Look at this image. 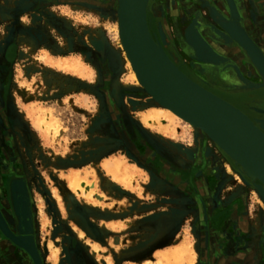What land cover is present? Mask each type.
<instances>
[{
    "label": "rangeland",
    "instance_id": "1",
    "mask_svg": "<svg viewBox=\"0 0 264 264\" xmlns=\"http://www.w3.org/2000/svg\"><path fill=\"white\" fill-rule=\"evenodd\" d=\"M198 1H150L147 19L162 44V32H171L178 14L195 11ZM210 1L233 14L238 0ZM241 1L249 15L264 10L263 0ZM115 4L0 0V135L12 131L18 166L5 187L12 199L15 180L26 184L42 263L170 264L162 255L180 248L182 264H264V204L237 168L184 120L142 122L160 107L130 79L112 30ZM209 20L224 24L213 14ZM189 27L177 24L184 40ZM183 44L187 52L194 47ZM76 61L87 68L82 74L71 67ZM41 111L56 119V132L40 131ZM107 161L129 171V185L106 171ZM72 172L86 181L81 195L69 187ZM172 246L155 260L157 249Z\"/></svg>",
    "mask_w": 264,
    "mask_h": 264
},
{
    "label": "water",
    "instance_id": "2",
    "mask_svg": "<svg viewBox=\"0 0 264 264\" xmlns=\"http://www.w3.org/2000/svg\"><path fill=\"white\" fill-rule=\"evenodd\" d=\"M150 1L115 0V13L118 4L120 33L132 64L148 91L143 90L148 96L147 101L153 103L149 96H154L162 105L208 133L224 139L248 156L258 170V182H252L237 169L235 171L240 174L244 184L257 192L264 204V118L251 117L234 104L236 98L241 99L242 96L248 99L264 96L263 50L243 27L220 24V28L226 33L225 43L227 46L233 44L240 50L239 62L247 69L245 74L238 66L232 65V76L236 83L227 87L220 86L233 94L231 102L209 90L206 83L200 84L192 80L179 69L174 62L173 53L150 31L147 19ZM237 5L244 15L242 1L238 0ZM227 9H230L229 6ZM233 30L240 33V36ZM195 45L196 51L192 57L197 62L218 65L225 61V58L210 47L203 51L197 43ZM251 76L258 78L259 81L257 83L250 81L248 77ZM18 229L21 231L20 226ZM0 230L6 231L1 222ZM26 231L24 234H33L30 227H27ZM6 234L8 235L7 231ZM14 242L17 244L16 239ZM262 247L264 250V244ZM30 254L33 264H37L35 262L37 258L31 252Z\"/></svg>",
    "mask_w": 264,
    "mask_h": 264
},
{
    "label": "flooded vegetation",
    "instance_id": "3",
    "mask_svg": "<svg viewBox=\"0 0 264 264\" xmlns=\"http://www.w3.org/2000/svg\"><path fill=\"white\" fill-rule=\"evenodd\" d=\"M264 1V0H263ZM197 9L195 11L186 13H180L179 18L176 19L173 24L171 32H167L166 30L162 32L163 37L166 42V47L170 52L173 53L174 56V62L179 67V69L184 72L188 77H190L192 80L198 82L201 84V82L206 83L209 87L208 89L212 92L220 95L221 97L233 102V94L227 92L226 90H222L221 87H224L219 80V78H213V73H216V70L209 71L207 69L203 68L205 67L204 64L197 62L192 56H194L196 51V45L194 47L192 46L186 52L184 50V43L189 44H195L194 37H192L195 32L200 35V37L205 41L207 44V47H210L215 53L220 55L221 57L225 58V61L218 66L220 67H227L232 72V65L240 66V57L241 55L238 52V49L234 45H229L225 43L226 39L224 36V32L220 27L215 25V23L211 22L209 19L211 17V14L214 15V17L224 23V25H236L243 27L245 31L248 33V35L256 42V36L253 34V30L249 27L248 23L246 22L247 14L243 16L242 18L241 11L239 10V7L237 4L234 5V13H228L225 9H222L220 4L213 3L210 0H199L197 4ZM202 7H205L204 10H202ZM174 8V7H173ZM258 8V7H257ZM255 8V10H257ZM253 10V11H255ZM203 12V13H202ZM248 12V11H247ZM173 13H175V10L173 9ZM172 13V14H173ZM249 13V12H248ZM254 12H252V16H254ZM249 15V14H248ZM149 17V16H148ZM160 22V20H159ZM180 22H185L187 26L189 27V40H184L178 32L177 24ZM150 31L156 39L160 40L156 33L154 32V24L153 20H151L150 24ZM234 33L235 30H233ZM226 45H225V44ZM257 43V42H256ZM192 51V52H191ZM202 70L205 73H200ZM209 74V75H207ZM232 86V85H231ZM227 87V86H225ZM246 100V106H244L241 103H234L237 107L242 109L244 112H246L251 117H257V118H264V114L262 113H252L253 111L250 110L251 107V101L254 102L253 98L251 99H245ZM0 112L1 109H0ZM254 112H264V111H254ZM2 130V127L0 125V132ZM9 137H13L12 131L9 129L7 130L5 136L2 138L0 135V212L5 221L8 222L10 226V230H13L14 234H24L27 233L26 228L30 227L32 229L33 227V221H32V208L30 205V200L28 196V190L26 187V184L23 181L15 180V182L12 185V199H10L8 192L6 191V182L7 177L9 175H13L14 172L17 171L18 166L15 161V155L13 153L12 144L9 140ZM2 142H5L6 146L2 144ZM21 185L23 186V189L21 188ZM15 190V191H14ZM11 205H10V201ZM5 201V205L3 203ZM13 212L11 213V211ZM4 213V214H3ZM5 215V216H4ZM16 216V217H15ZM16 220H15V218ZM20 226L21 231H19L18 227ZM42 261V260H41ZM0 264H33V261L31 260L30 256L19 248H17L13 242L8 239L3 232L0 230ZM43 264V263H42Z\"/></svg>",
    "mask_w": 264,
    "mask_h": 264
},
{
    "label": "bare ground",
    "instance_id": "4",
    "mask_svg": "<svg viewBox=\"0 0 264 264\" xmlns=\"http://www.w3.org/2000/svg\"><path fill=\"white\" fill-rule=\"evenodd\" d=\"M217 3H218V1H217ZM116 11H117V17H118V4H117ZM117 21L118 22L112 26V30L114 31L115 35L121 39V42H122L121 43L122 44L121 46H123V48L125 50L127 64H128V67H130V69H131L130 79L134 80L141 88H144L146 90L144 84L140 80V78H139V76H138V74H137V72H136V70H135V68H134V66L132 64V60L130 58V55L126 51L125 44H124L123 38H122L121 33H120L119 19H117ZM198 34H199V32H198ZM198 34L195 32V34H193L192 37H194L195 43L198 44V47H201V50L203 49V51H204V49L206 50L208 48L207 47V44L205 43V41ZM236 34H238V33H236ZM238 35L240 36V33ZM78 64H79L78 61H76L75 63H73V65L71 67L73 69L78 70V72L80 74H82V72H85V69H87V68L84 69L81 65H78ZM63 66H65L66 68L70 67V65L68 66V65H64V64H63ZM216 66L213 65V64H210V65L207 64L206 67L203 68V70L204 69H207V70L213 71V72H214V70H216L217 76H218L219 80L225 86H231L233 83H235V80H234V78L232 76V72L230 71V73H229V70L230 69L228 70L227 67H220V66H217L216 67ZM207 75H209V74H207ZM150 98L152 99L153 104L159 105L160 108L159 109L158 108L157 109L152 108L148 114L144 115L143 118H142V122L144 124H150V123H156V122L159 123L162 118H168L172 122L173 121L180 120V119L181 120H184V122H186L187 125H190V126L194 127L195 129H198L199 128L202 133H204L206 136H208V138L211 141V143L213 145H215L218 148V150L225 157H227L230 160L231 164L235 168H237L239 170V172H241L245 177H247L252 182L258 181V170H257V168L255 167V165L252 162V160L248 156H246L243 152H241V150L237 149L234 145L230 144L229 142L225 141L224 139L218 138V137L214 136L213 134L208 133L207 131H205L204 129H202L200 126H198V125L190 122L188 119H186L183 116L179 115L177 112H175L174 110L170 109L169 107L162 105L160 102H158V100L154 96L150 95ZM253 100H254V102L251 101L252 102L251 103L252 104L251 107H248V108H250V110H252L253 112L254 111H262V110H264V107H263L264 106V97L263 96L262 97H259V98H253ZM244 106H246L245 103H244ZM44 112L41 111L36 116L35 123H36V125L38 126V128L40 129V131L44 135H48V132H49V130L51 128H53L55 130V132H56L57 131L56 129H58V126L59 125L57 124L56 119H54V117H52V115H49L48 114L46 116ZM104 168L106 169V171L108 173H110L111 175H113L116 179L117 178L118 179H121V180L125 181V183H127L128 185L130 184V181L131 180L128 179L129 178L128 177L129 176V174H128L129 171L127 172L126 170H123L122 166L120 164H118L117 162L107 161L104 164ZM229 170H231V169H229ZM67 179H68L69 187L75 193H79L81 195V188H83V187L80 188V183L84 181V184H85L86 181L84 179H82V177H80L78 175V173L76 174L74 172H72L68 176ZM21 188L23 189V186L22 185H21ZM87 192L89 193V191H86V194H84L85 196L88 195ZM53 195H54V197H56V199L58 200V203H60V205H61L60 196L58 195V193H57V191L55 189H53ZM5 220L6 219H4V217L2 216V214L0 212V222L3 225V227L5 228V230L8 232V235L9 236L6 234V231L3 232V234L8 239H10L15 244V246H18L19 248L23 249L30 256L31 260H32V256H31L30 252L35 256V258H37V260L35 259V262H37V264H42L41 257L39 256L40 254L37 251L38 249H37V246H36V242H35L34 235L33 234H19V235L18 234H14L13 233V230L12 231L10 230V226H9L8 222L5 221ZM43 221H44V224H47L48 223V221H47V219L45 217H43ZM10 235L13 236L14 238L11 237ZM81 235H83V234L81 233ZM14 239L17 240V244L14 242ZM49 246H50V248H52L51 245H49ZM91 246L93 248V251L96 252V253L100 249L99 246L97 245V243L96 244H93ZM181 247L183 248L184 246H181ZM188 247H189V245H188ZM51 250H52V257L54 259L57 258V250H55L54 248H52ZM184 252H185L184 249L178 248V249H175V250L170 251L168 253L166 252L167 254L165 253V255H162V257H163V260L166 259L168 261V263H170V264H182L181 263V258L183 257V253ZM183 260L184 259H182V261ZM159 263H162V261L160 260Z\"/></svg>",
    "mask_w": 264,
    "mask_h": 264
},
{
    "label": "crops",
    "instance_id": "5",
    "mask_svg": "<svg viewBox=\"0 0 264 264\" xmlns=\"http://www.w3.org/2000/svg\"><path fill=\"white\" fill-rule=\"evenodd\" d=\"M244 8H245V6H244ZM259 8V7H258ZM244 14L247 16V23H248V25H249V27L253 30V34L256 36V42H257V44L261 47V49L263 50V52H264V13L262 12V11H259L258 10V12H256L255 14H254V16L252 17L251 15H248V12H247V10H246V8H245V12H244ZM242 15V14H241ZM245 15H242V18H244L243 16H245ZM204 65H206V64H204ZM239 68L242 70V71H244L245 72V74H247V69H245V67H243V64L242 63H240V66H239ZM215 72V71H214ZM200 73H203V71L202 72H200ZM213 77H215V78H218V76H217V72L216 73H213ZM249 78V80L250 81H252V82H254V83H257L259 80H258V78H254V77H248ZM236 83V82H235ZM223 90V89H222ZM237 95V94H236ZM245 99H248L247 97H245V96H242L241 97V99L240 98H236V103H241V104H243L244 105V103H246V100ZM251 99V98H250ZM121 223V222H120ZM113 225H116L115 224V222L114 223H112ZM110 222H109V224H108V228L109 229H114V228H111L110 226ZM115 230V229H114ZM180 244H178V245H175L176 247L177 246H179ZM174 246V245H173ZM173 246L172 247H170V248H168V249H157L156 251H155V253H154V258H155V260H156V257H158V256H160L161 254H163L164 252L163 251H169V249H172L173 248ZM174 246V248H176ZM163 252V253H162ZM259 256V255H258ZM154 260V261H155ZM256 262H252V264H255ZM257 264V263H256Z\"/></svg>",
    "mask_w": 264,
    "mask_h": 264
}]
</instances>
